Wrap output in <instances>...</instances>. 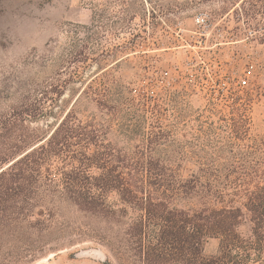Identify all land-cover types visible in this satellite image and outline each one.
I'll return each mask as SVG.
<instances>
[{
	"label": "trees",
	"instance_id": "16d2710c",
	"mask_svg": "<svg viewBox=\"0 0 264 264\" xmlns=\"http://www.w3.org/2000/svg\"><path fill=\"white\" fill-rule=\"evenodd\" d=\"M226 1L240 3L237 18L264 43V0ZM88 55L83 51V60ZM36 91L33 102H0V264H35L91 247L105 250L103 264H264V138L251 140L245 130L249 142L240 149L212 155L237 160L204 162L184 178L170 159L200 156L190 149L171 154L172 131L158 117L145 126L161 107L130 86L118 87L117 105L97 101L116 115L129 110L119 126L142 138L132 151L109 140L96 117L83 121L72 108L51 128L40 127L49 91ZM83 93L86 87L74 104ZM180 199L199 204L179 206ZM211 239L218 249L206 254Z\"/></svg>",
	"mask_w": 264,
	"mask_h": 264
},
{
	"label": "rangeland",
	"instance_id": "374dc122",
	"mask_svg": "<svg viewBox=\"0 0 264 264\" xmlns=\"http://www.w3.org/2000/svg\"><path fill=\"white\" fill-rule=\"evenodd\" d=\"M239 4L0 0V102H33L41 96L36 87L45 85L49 93L43 106L49 113L39 121L40 127L51 128L72 108L83 121L96 117L109 140L132 151L142 138L125 136L119 126L131 118L129 110L116 115L97 101L117 105L118 87L128 85L133 95L161 107L157 116L147 114L145 126L150 130L158 117L172 131L176 141L168 144L171 154L174 149H190L200 156L173 155L169 162L181 165L182 177H190L204 162L237 160L212 155L220 149L225 156L226 151L240 149L249 142L242 138L245 130L251 140L264 138V43L244 29L235 14ZM202 11L211 15L206 26L196 20ZM83 51L89 53L88 61ZM118 57L123 60L116 66ZM249 64H254L249 84L234 86ZM85 87L86 94L74 104ZM177 204L189 207L199 202L180 199ZM217 249L218 241L211 239L205 253ZM53 255L35 264H103L106 258L105 250L96 247L63 251L49 260Z\"/></svg>",
	"mask_w": 264,
	"mask_h": 264
},
{
	"label": "built area",
	"instance_id": "2783aa9c",
	"mask_svg": "<svg viewBox=\"0 0 264 264\" xmlns=\"http://www.w3.org/2000/svg\"><path fill=\"white\" fill-rule=\"evenodd\" d=\"M211 18V15L207 11H202L196 17L197 23L202 26H206ZM254 73V64H249L244 69V73L240 76L233 85L237 87H244L249 84V79Z\"/></svg>",
	"mask_w": 264,
	"mask_h": 264
}]
</instances>
